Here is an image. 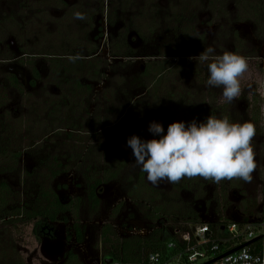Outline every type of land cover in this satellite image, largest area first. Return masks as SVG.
<instances>
[{
    "label": "rangeland",
    "instance_id": "374dc122",
    "mask_svg": "<svg viewBox=\"0 0 264 264\" xmlns=\"http://www.w3.org/2000/svg\"><path fill=\"white\" fill-rule=\"evenodd\" d=\"M4 1L0 2V16L7 12L11 14L9 22L5 23L11 29L9 32L6 31L9 34L0 30V75L4 74L7 69L12 68L20 77V80L27 84L26 73L30 72L27 66L35 64L40 68L42 74L46 75L47 63L41 53L64 54L66 52L85 55L88 51H91L90 44L92 42L89 39H87V42L80 40L82 44L72 47L42 43L43 16L50 14V11L42 14L38 8L46 9L43 8L45 3L38 0ZM92 1L94 6L98 5V0ZM113 1L115 0H103V3L106 6L109 3L113 4ZM164 1L161 0V3L163 4ZM236 1L195 0L193 13L190 16L189 26H191V30L187 36L180 39L181 41L177 39V36L181 33L176 35V31H171L170 26L162 24L160 30L154 36L148 37L146 41L144 40L143 43L135 35L130 37L129 41L133 48L129 52V57L123 55L118 57L109 56L106 53L109 49L107 43L100 44L99 50L96 45L99 55L105 52L104 62L101 61V71L107 77L105 76V81L95 82L96 87H98L95 94L84 97L73 96L69 104L71 106L78 102L87 101L84 108L90 111L88 115L82 113V116H76L78 112L82 111L80 106L76 109L77 112L74 110L65 113L66 116L62 117L61 122L63 124L58 122L49 124L48 120L50 118L45 117L46 112L49 107L54 108L51 102L59 95L55 94L53 89L61 92V95H67L68 90L59 89L47 76L39 81L37 89L25 87L22 89L21 94L14 89H7L5 105L0 110V115L5 116V123L15 126L17 132L11 137L10 145L11 148L19 150L21 156L15 164L8 162L9 158L0 157V170H4L0 172V182L4 181L7 186V189L3 192L7 200L4 212L10 211L14 207L19 208L21 212L36 210L37 207L43 206L45 201L42 193L47 190L50 192L55 191L58 196L67 200L79 196L81 197V206L78 208L76 216L73 215L71 210L65 214L68 218L67 223L59 221L61 214L58 215V222L53 224L54 226L52 225L55 231V237L50 239L52 245L44 244L41 247V244H39L36 248H34L35 243L30 236V225H25L24 218L5 222L2 218L5 213L0 211V264H56L57 260L54 257L60 260L61 255L64 259L61 263L59 261V264H65V254L68 250L76 256V264H93L95 260L104 256L99 236L100 223L106 221L116 223L123 219L133 218L147 219L151 209L158 206L166 214L177 217L174 218L175 221H183V217L189 216H184L186 209L182 207L183 205L190 206L195 210L194 205L196 203L201 204L202 208L196 209L200 218L212 214L215 202L213 201L214 188L210 184L202 189L201 199L196 202L193 199L194 187L188 191L175 189V185L181 183L184 177L175 183L163 181L158 185H153L147 181L145 176V184L153 190L146 193L142 189L140 192L133 190L134 179L141 169L132 161L130 147L121 140H127V137L131 136V132L141 139H152L153 136L148 132V125L151 121L166 125V128L173 121L182 120L187 122L186 116L176 111L175 103L167 100L165 97L166 91L160 89L158 92L151 93L150 97L142 98V104L139 107L134 106L133 111H130L123 120H120V127L112 130L108 129L105 132L100 131L103 126L118 122V115L129 107L127 101L137 96L144 97L146 95L142 89V82L136 81L141 70L140 66L147 61L163 59L162 56H158L160 52L171 51L181 55L188 51L197 52L199 49L203 51L207 47H212L215 50L214 54H222L227 50L248 57L249 68L240 78L241 92L239 96L244 94L253 95L259 78V52L264 46V0H259L257 5L255 4L257 1L253 2L255 5H253V15L255 14L256 17L251 20H246V14L241 11V7ZM132 2V13H134L135 9L141 6V1L133 0ZM174 3H177V1L170 0L169 5ZM24 5L25 10L20 12L19 9ZM129 6L125 10H120L124 11L120 17L122 23L129 22L127 17L128 12H131ZM46 10H50V8ZM64 19L55 21V23L62 24L65 22ZM136 26L135 23L134 27L136 28ZM201 32L205 35H202ZM199 35H202L203 38L196 44L194 41ZM19 37H23L26 43L28 41V44L12 46L15 39ZM18 49L26 52L23 54L25 57H27L26 54L32 53L30 58H25L30 59V61L27 60L28 64L27 62L25 65L18 64L17 61L14 62V55H12L14 53L11 50L17 51ZM122 51L126 50L123 49ZM189 57L172 56L166 58V60L174 61V64L188 65L190 70L186 72L188 77L185 84L191 88L196 83L194 78L200 71V66L203 74H206L207 70L204 65L196 63L195 60H190ZM23 60L21 59V61ZM2 78L1 76L0 80ZM82 81L89 82L87 78H83ZM182 83L183 81H178L174 86L181 84V87H183ZM215 89H213L214 93L216 92ZM206 91L208 95V90ZM62 92L64 93L62 94ZM239 96L234 98L230 103V107L227 108L229 119L232 122H251L249 114H247L248 111L245 110L246 102L248 104L249 101H246L247 99L244 97L239 98ZM216 98H219L218 102L223 101L221 93ZM206 103L209 104L210 101L206 100ZM75 116L82 118L80 124L79 120H73ZM97 117L99 118L98 122H96ZM66 118L70 120L65 122L67 121ZM65 123L75 124V127H70L75 128V130L70 131V136L66 133V128L69 127L64 125ZM50 133L53 134L50 135ZM252 146L255 164L257 165L258 133L252 138ZM36 149L39 151H36ZM53 156L59 159L61 165L63 164L64 172L70 169L57 179L48 178V164ZM79 161H81L80 164ZM106 168L113 171L118 168L119 177L101 186L98 190V196L101 200L100 206L98 210H92L85 199L87 179L93 174L102 175V171ZM256 172L255 167L249 182L232 178L231 186L227 182L224 184L227 203L222 215L235 218L244 201L256 195ZM210 201L211 207L208 206ZM146 203L150 205V208L146 206ZM117 204H121V207L118 212L114 213L112 209ZM44 219H42L43 226L47 223V220ZM75 220L84 226V236L81 243H75L73 237L71 226ZM65 236L68 238L67 241L63 240ZM41 237L42 241L46 239L45 234H42Z\"/></svg>",
    "mask_w": 264,
    "mask_h": 264
},
{
    "label": "trees",
    "instance_id": "16d2710c",
    "mask_svg": "<svg viewBox=\"0 0 264 264\" xmlns=\"http://www.w3.org/2000/svg\"><path fill=\"white\" fill-rule=\"evenodd\" d=\"M177 3L172 5L170 4V0H167V6L160 7L159 12L156 9H151L149 11L146 10V6H144V10L136 17L137 22H134L133 29L139 35L141 40H147L148 37L154 36L159 30L162 24H166L170 26L171 31L174 30L177 33H181L177 36V39L181 41L183 37L187 36L188 32L191 30V26H189L191 21V14L193 13V5H195V0H176ZM253 0H239V4H241V11L246 14V18H250L253 15L254 8H253ZM148 3V2H147ZM149 5V4H148ZM139 16L142 17L138 19ZM136 23V28L134 27ZM182 36V37H181ZM203 37L199 35L198 38L194 41V43L198 44V41L201 40ZM199 46V45H198ZM126 51H122V50ZM199 49V47H197ZM132 49L126 45H111L110 53L112 56H120L123 55L124 57H129ZM201 51L199 49L197 52H187L184 54H175L171 51L160 52V55L163 59L161 60H153L147 61L142 66H140L141 70L138 74V78L136 81L142 82L143 90L145 91V96L137 99L133 107H137L141 105L142 98H148L151 93H155L156 91L162 89L166 91L165 97L169 102H174L176 105V111L183 116H186L187 122L192 120L194 117L198 120H202L207 115H215L217 117L227 116L229 118V114L227 113V108L230 107V103L223 101H219V98H216L217 95H220L221 89L216 88L215 93L213 89L215 87L206 86L205 81L207 80V73H202V68L200 66V71L196 74L195 85L190 88L189 85L185 84V80L188 77L186 72L190 69L187 64L176 63L174 61H167L166 58L172 56H182V57H189L193 55H198ZM94 54V50L87 53V55H80V54H57L51 53L49 55H60L59 57L50 59V68L53 70L54 73V81H58L59 85H66L69 88L67 89L69 93V97L65 95L63 99L58 97L57 99L53 100V107H49V114L56 115L61 109L62 104H59L61 100L64 103V108H69L71 97L79 96L81 97L84 93L90 92V87L87 84H82L80 79L83 77L90 79L98 78L100 74V65L101 61L98 58L92 57L91 59H85L83 57H90ZM63 56V58L61 57ZM79 57L75 60H70L69 57ZM29 62H27L28 64ZM21 64H24L21 61ZM26 64V63H25ZM34 74L36 71L34 70ZM3 77L0 80V110L3 108L4 101L6 98V93L8 88H14L18 92H22V87L16 76L9 75L4 73L0 75ZM146 79V80H141ZM178 81H183L181 87L180 85L174 86L177 84ZM139 83V84H140ZM31 86L34 85L33 82L29 83ZM171 87V88H170ZM85 88V89H84ZM205 88V89H204ZM208 90V95L207 91ZM206 91V92H205ZM219 93V94H218ZM150 97V96H149ZM155 97V96H153ZM246 98V101H249L246 109L249 114V119L251 123L255 126L256 133L258 132V99L257 96H248L246 94L239 96V98ZM206 100L209 104L206 103ZM133 111L130 108L127 111V114ZM119 117V115H118ZM5 116L0 115V157L2 158H9L8 162H15L18 160L20 156V151L11 148V137L17 132L15 131L16 128L14 125L5 123ZM98 119V118H97ZM123 120V119H122ZM52 124V123H50ZM69 127H75V125L68 124ZM120 127L119 125H115L112 129ZM123 128V127H122ZM165 128V127H164ZM125 129V128H123ZM166 131V128H165ZM131 136L135 135L134 133H130ZM126 136V135H125ZM128 138V137H127ZM121 140V139H120ZM122 142H126V140H121ZM14 150V151H11ZM52 163L48 164L49 167V179L55 178L59 172L61 171L60 166L61 164L57 162V158H52ZM56 162V164H55ZM118 169L114 170L113 172H109V170H105L103 175H95L89 176L87 179L88 187L86 189V196L85 199L88 202L90 208L92 210H98L99 207V199L96 194V188L100 185L103 181H108L112 178H116L118 176ZM98 173V172H97ZM202 182V183H201ZM227 182L228 185H232L231 179L230 180H221L219 183H214L211 179H204L199 176L195 177H184L181 183L175 185L176 190H185L195 188L194 198L200 197L202 195V189L210 184L213 185L214 192H213V201L215 202L214 211L217 213H221L226 208V191L225 183ZM7 189V186L4 182L0 183V211L5 214H10L12 216H19L21 215V210L19 208H14L12 211L4 212V206L7 202L5 199V194L3 193ZM144 190L146 193L147 191H152L153 189L148 187L140 175L139 177L134 179L133 183V190ZM216 190V191H215ZM132 194V192H131ZM42 197L44 198L43 206L37 207L36 210L24 211L23 214L25 215L26 225H30V236L35 243L36 248L39 245V234L37 231L38 226L41 223V219L45 218L48 221H55L57 220L58 215L65 213L66 211L71 210L73 215L76 216L78 208L81 206V199L77 198L74 200L73 205H62L58 198L55 196L54 192L44 191L42 193ZM255 204V198L251 196L248 200H245L242 205V211L248 212L252 209ZM185 207L184 216L190 215L194 219H196V214L194 210L189 206H182ZM162 210V208L154 207L153 213ZM148 216H152L149 215ZM177 218V217H175ZM185 218V217H184ZM34 219V220H32ZM63 220H67L66 217H62ZM32 220V221H29ZM84 227L75 220L73 224V232L75 235V239L77 242H82L84 236ZM101 246L103 249V255L106 257H110L115 261H119L122 264L131 263L136 260L135 258V249L139 244L138 238H129L124 240H119L112 228L105 224L100 228L99 231ZM65 264H76V256L71 252L68 253L66 258Z\"/></svg>",
    "mask_w": 264,
    "mask_h": 264
},
{
    "label": "flooded vegetation",
    "instance_id": "af4514ba",
    "mask_svg": "<svg viewBox=\"0 0 264 264\" xmlns=\"http://www.w3.org/2000/svg\"><path fill=\"white\" fill-rule=\"evenodd\" d=\"M38 1L45 3V6L43 8H46V9L50 8V10L38 8L39 12H41L42 14H45L46 12L50 11V14L43 16V18H44V21L42 23L43 24V26H42L43 32H42V35H41L42 36L41 38H43L42 43H45V44L52 43L54 45H66L68 47H72V46H76V45L82 44L81 41H86L87 42V39H89V41L92 42V44L94 43L93 45L90 44L91 45V49L92 50L94 49V54H92V56H90V57H86L85 59H89V58L91 59L92 57H95V58H98L102 62H104L103 61L104 60L103 56L105 55V52H102L103 55L102 54L99 55V53H98V51L96 49L97 46H98V50H99V45L100 44L107 43L109 45L108 46L109 49H108V51L106 53H108L107 55H109V56H112L111 53H110V46L111 45H114V46L126 45V46H129L132 49L133 47L131 46L129 38L132 37V36L134 37V35H135L137 39L141 40L139 35L134 31L133 24H134V22H137L136 17L144 10V8H145L144 6L147 7L145 11H149L150 8H151L153 10L156 9L157 12H159V9H160L161 6L165 7V6L168 5L167 4V0H165V1L162 0V1H164L163 4L161 3V0H158L157 2H156V0H140L141 1V6L139 8H137V9H135V12L132 13V10H133V7H132L133 6L132 5L133 2L132 1L133 0H115V1H113L114 2L113 4L109 3L106 6L104 5L103 0H98V5L97 6H94L92 4V2H93L92 0H73L71 2L68 1V0H51V1L50 0H38ZM38 1H36V2H38ZM55 1H56V4H60V5H56ZM254 1H257V3H255L256 5L259 4V0H253L252 2H254ZM0 2H5V1L4 0H0ZM123 2H126L127 5H126V3H123ZM236 2L239 4V0H237ZM129 4H131V5L129 6ZM25 5L21 6V8L19 9L20 12H23V10H25ZM252 5H254V3ZM127 6H129V9L131 11V12H128L129 14L127 16L128 19H129V22L122 23V20H121L120 17H121V13L124 12V11H120V10H125ZM239 6L241 7V4ZM43 10H46V11H43ZM52 10H54V11H52ZM77 12L81 13L83 15L84 19L76 18V16L74 14L77 13ZM10 17H11V14L8 13V12L0 16V30L1 31L9 32V30L11 29V27H9L8 24H5L6 22H9ZM255 17L256 16L254 14L250 18H246V20H251V19H254ZM63 18H65L64 19L65 20L64 23H62V24L55 23V21H59L60 19H63ZM138 19L142 20V17L139 16ZM7 32H6V34H9ZM201 34L205 35V33L203 34V32H201ZM24 40L25 39L23 37H19V38L15 39L16 42L14 41L15 44H17V45H15L14 42H13L12 46H21V45L28 44V41L26 43ZM143 42L144 41L141 40V43H143ZM20 50L19 49L17 51L11 50L14 53V54H12V53L11 54L14 55L13 56L14 62L17 61L16 63L21 64V62H20L21 59H24L23 62H24V65H25V63L28 62L27 60L30 61V59H25V58H30V54H32V53L26 54L27 57H25V55H23V54L26 53V52H22ZM263 52H264V46L260 49V52H259L260 55L259 56H262L264 54ZM49 54H51V53H41V55L45 58L46 63H47L46 75H43L41 70H40V68L37 67L35 64L31 65V66H27L30 69V72L26 73V77H27L26 82H27V84L23 83L20 80V77L17 76V73H15L14 70H12V68H9L10 70L7 69L5 73H7L9 75L16 76V78L20 82L22 88L27 87V88H31V89H37L39 81L42 78L43 79L46 78V76H47L59 89L63 88V89L67 90L69 88L68 86H66V85L65 86L64 85L61 86V85L58 84V81H54V79H53L54 78V73H52L53 70L50 68V59L59 57L60 55L53 56V55H49ZM64 54H69V53L65 52ZM72 55H75V53H73ZM85 55H87V53ZM61 57L63 58V56H61ZM112 57H118V56H112ZM30 64H31V62H30ZM15 66L19 67L18 65H15ZM34 70L36 71V74H34ZM99 70H100V74H99L98 78L90 79L89 77H87L89 82L82 81L83 78H85V77L80 79V82L82 84H87L90 87V92H88L86 94L84 93L82 95L83 97L84 96H88L89 94L90 95L95 94V92L97 91L96 89H98V87H96V85H95V82L96 83H100L102 81H105V76L107 77V75H105V73L103 71H101L102 67H100ZM30 82H33L34 85L31 86L29 84ZM11 89L13 90L14 88H11ZM14 90H16V89H14ZM53 91H54L55 94H57V95L59 94L58 97H60V99H63L65 97V94H63L64 92H62L63 95H61V92L55 91L54 89H53ZM18 93L21 94L22 92L21 93L18 92ZM67 93H68L67 96L69 97V95L71 93H69V92H67ZM254 95H256V90L253 92V95H251V96H254ZM58 97H56V99ZM141 97L142 96H137L135 98H131L130 101H127L129 103V107H127V110H125L122 114L121 113L119 114L118 122H116L115 124L109 125V126H103L102 130L100 132H105V130H108V129L112 130V128L115 125H120V123H119V122H121L120 120H122L123 118L126 117L127 111L130 108L133 109V105L135 104V101L137 99L141 98ZM59 104H62V109L56 115L49 114V109L46 112L45 117L47 119L50 118V120H48L49 124L50 123L55 124L54 122H58L60 124H63L61 122H62V117L65 115V113L67 114V113H69L71 111H74L80 106L82 107V111L78 112L76 114V116H79V115L82 116V113H85V115H88V113H90V111L87 108H84V104L86 105L87 101L86 102H81V103L78 102L77 104L69 106V108H64V106H63L64 103H62L61 100L59 101ZM141 104H142V102H141ZM139 106H137V107H139ZM246 106H247V102H246ZM75 112H77V110ZM76 116H75V119L73 118V120H79V124H80L82 118L81 117H76ZM53 117H55V119H53ZM65 120H67L65 122H68V120H70V119L66 118ZM98 121H99V118L97 119L96 122H98ZM68 124L75 125L74 123H65L64 125H68ZM163 126L166 128V125H163ZM66 129H67L66 133L69 136L71 135L70 131L71 130H75V128L72 129L70 127L66 128ZM77 130H79V129H77ZM52 134L53 133H50V135H52ZM34 148H35V146H34ZM37 150L38 149H36V151ZM20 156H21V152H20ZM20 156H19V158H20ZM53 157H56V156H53ZM53 157L50 158V163H52V160H53L52 158ZM258 159H259V156H258ZM258 159H257V162H256L257 163V165H256V171H257L256 172V185L258 183ZM69 160H70V157H69ZM57 162H59V159L57 160ZM80 163H81V161H79V164ZM13 164H15V162H13ZM55 164H56V162H55ZM62 166H63V164L60 166L61 171L53 179H57L60 175H62L64 173H67L70 170V169H68L67 171L64 172V170H63L64 168ZM118 167H120V166L118 165ZM120 168H122V167H120ZM6 170H8V169H6ZM105 170H109V169L108 168L104 169L102 171V175H103V172ZM3 171H4L3 169L0 170V172H3ZM109 172H113V170L110 169ZM140 175L142 176V179H143V181L145 183L146 174L144 172L140 171L137 174V177H139ZM118 177H119V175L116 178H112V179H110L108 181H103L96 188V194H97V197L99 199V206H100L101 200H100V197L98 196V190L101 188V186L104 183L107 184V183L111 182L112 180L118 179ZM1 182H4V181H1ZM87 187H88V183H87ZM183 191H185V190H183ZM54 194L58 198V200L60 201V203L62 205H68V204L69 205H73L72 203H74L75 199H77V198L81 199V197L77 196L75 198L67 200V199H63L62 197L58 196L55 191H54ZM194 197L195 196L193 195V198ZM253 197L255 198V195ZM199 199H201V197H196V199H194V201L196 202ZM146 206H148V208H150V205L148 203H146ZM208 206L211 207V201H210V203H208ZM254 206H255V204H254ZM254 206L252 207V209H254ZM120 207H121V204L115 205V207L112 209L113 212L114 213L118 212ZM194 207H196L195 210L194 209H192V210H194V212L196 214V217H198V213L196 212V209H201L202 208L201 204L196 203V205H194ZM153 208L150 211V215H152V216L151 217L149 216V218H147V219H136V218L123 219L122 221H119V222H116V223H113L114 221H110V222L106 221V222L100 223V228L103 225L108 224L112 228L115 236L119 240H124V239H129V238H138L139 239V244L137 245V248L135 249V253H136L137 250L141 247L142 244H148L149 242L154 243L156 241L160 242V239H162V234L165 231V229H164L165 227L164 226L163 227H157L158 224L156 223V221H157L159 216L166 217V219L169 222H173V221L176 220V219H174L175 216L172 217L171 215L166 214L162 210L153 213ZM12 210H10V211H12ZM23 212L24 211H22L21 215H19V216H12L10 214V212H9V214H4V216L2 218L5 220V222H10L11 220H15V219L16 220H20V219L24 218L23 220L25 221L24 223L26 225V222L28 220H25V215L23 214ZM67 212L68 211H66L65 213L61 214V219H59V221H61L63 223H67L68 222V218L65 216V214ZM213 213H217V212H215L213 210L212 214ZM63 216L66 217L67 220H63L62 219ZM188 217H192V216L189 215V216H187L185 218H188ZM185 218L183 217L182 219H185ZM42 219H41L40 225L37 228V231H38V234H39V240H40L39 244H41V247H43L44 244H47L48 246L52 245V243H50V239L55 237V231L53 229V226H54L53 224L58 222V219L55 220V221H48L47 220V223H45V225L43 226L42 225ZM32 220H34V219H32ZM32 220H29V221H32ZM44 220H46V219H44ZM12 222H14V221H12ZM74 222L75 221L72 222V226H71L72 231H73ZM49 224H50V226H49ZM138 227L142 228L146 232L145 233L138 232L139 231ZM42 234H45V237H46V239L44 241H42V237H41ZM73 237L75 239L74 232H73ZM63 240L67 241L68 238L65 236L63 238ZM75 243H79V242H77L76 239H75ZM41 249L43 250L44 248H41ZM69 252H71V251L68 250L66 252L65 259L67 258V255H68ZM51 258H53V257L51 256ZM54 258H55V260H57L56 264H59V261H60V263L63 262V259H64L63 255H61L60 260L56 259V257H54ZM107 258H110V257H106V256H103V258L100 257L99 259L95 260V262L93 264H104L103 260L107 259Z\"/></svg>",
    "mask_w": 264,
    "mask_h": 264
},
{
    "label": "clouds",
    "instance_id": "9594fccd",
    "mask_svg": "<svg viewBox=\"0 0 264 264\" xmlns=\"http://www.w3.org/2000/svg\"><path fill=\"white\" fill-rule=\"evenodd\" d=\"M74 15L84 19L79 12ZM214 53L212 47H207L189 59L206 67V86L220 88L223 100L231 103L240 95V78L249 68V58L227 50ZM148 132L152 139L132 135L126 145L131 149L132 161L153 185L195 176L214 183L232 178L249 182L252 178L256 167L252 138L256 129L251 122L207 115L202 120L194 117L188 122L173 121L166 131L161 123L151 121Z\"/></svg>",
    "mask_w": 264,
    "mask_h": 264
},
{
    "label": "built area",
    "instance_id": "2783aa9c",
    "mask_svg": "<svg viewBox=\"0 0 264 264\" xmlns=\"http://www.w3.org/2000/svg\"><path fill=\"white\" fill-rule=\"evenodd\" d=\"M259 61V159L254 209H241L235 218L222 215L223 211L173 222L159 216L157 227H165L160 242L142 244L135 253L136 260L126 264H264V56ZM138 232L146 231L139 228ZM110 264L122 263L112 260Z\"/></svg>",
    "mask_w": 264,
    "mask_h": 264
},
{
    "label": "water",
    "instance_id": "95a60500",
    "mask_svg": "<svg viewBox=\"0 0 264 264\" xmlns=\"http://www.w3.org/2000/svg\"><path fill=\"white\" fill-rule=\"evenodd\" d=\"M112 262V259L111 258H107V259H104L103 260V263L104 264H110Z\"/></svg>",
    "mask_w": 264,
    "mask_h": 264
}]
</instances>
